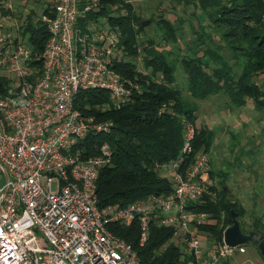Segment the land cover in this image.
Here are the masks:
<instances>
[{
    "label": "built area",
    "instance_id": "built-area-1",
    "mask_svg": "<svg viewBox=\"0 0 264 264\" xmlns=\"http://www.w3.org/2000/svg\"><path fill=\"white\" fill-rule=\"evenodd\" d=\"M80 3L53 0V14L41 15L49 37L40 55L0 32V77L7 81L0 93V264H141L134 247L109 225L137 224L140 246L151 224L173 227V240H181L195 264H220L244 253V246L200 240L199 227L211 221L187 206L212 184L210 155L199 152L188 161L195 128L185 118L179 158L158 169L171 192L123 207L97 206L98 174L110 163L111 149L94 145L96 154L88 156L81 144L91 134H109L112 123L75 110V96L102 90L118 107L138 86L112 67L122 53L120 31H101L97 22L80 27L78 20L93 6L81 10Z\"/></svg>",
    "mask_w": 264,
    "mask_h": 264
},
{
    "label": "trees",
    "instance_id": "trees-1",
    "mask_svg": "<svg viewBox=\"0 0 264 264\" xmlns=\"http://www.w3.org/2000/svg\"><path fill=\"white\" fill-rule=\"evenodd\" d=\"M176 2L199 11L190 15L199 23V30L191 28L195 44L185 49L179 45L182 18L170 22L163 16H150V26L154 24L161 36L157 43L152 38H140L145 31L139 27L143 18L129 1L81 0V10L85 5L93 6L83 13L78 25L83 27L106 18L111 30L120 31L117 48L123 56L114 59L112 67L123 81L138 86L130 101L118 107L112 105L109 95L102 90L80 91L73 102L74 109L84 116L112 123L109 134H91L81 144L88 156L96 154L94 145L99 147L107 143L111 149V161L99 170L97 179L96 196L100 209L110 205L123 207L150 195L171 192L170 181L161 177L158 169L180 156L182 118L195 128L188 161L199 152L210 154L216 131L207 125H196L199 102L223 96L229 109H240L251 103L256 111L264 113V80L262 83L257 81L259 75H264V0ZM52 14L53 4L47 5L41 13ZM198 14L208 22L207 25H202L204 22ZM26 21L20 36L24 38L28 34L24 43L32 49L33 56L40 55L49 37L46 27L40 19L34 23L30 14ZM138 58L144 71H140L135 63ZM37 64L41 66V62ZM177 70L186 77L188 97H184L176 85ZM6 83L0 77V93ZM234 161L236 164L226 160L225 172L214 170L210 162L211 186L199 201L187 206L188 210L209 216L211 222L199 227L209 245L222 243L223 231L231 225L232 210L244 232L253 230L264 237L263 219H251L247 225L243 220L246 209L228 191L226 182L230 169L238 167L239 157ZM108 229L134 247L141 264H195L185 253L181 240H173V227L151 224L148 241L142 246L139 245L137 224L129 227L109 225ZM220 264L230 263L223 260Z\"/></svg>",
    "mask_w": 264,
    "mask_h": 264
},
{
    "label": "rangeland",
    "instance_id": "rangeland-1",
    "mask_svg": "<svg viewBox=\"0 0 264 264\" xmlns=\"http://www.w3.org/2000/svg\"><path fill=\"white\" fill-rule=\"evenodd\" d=\"M0 0V32L3 36L9 37V40L14 41V39L21 40V42H26L28 34L24 38L20 36V30L26 25V17L30 14L34 23H37L40 19L41 8L45 4L40 3V0H22L23 2L18 4V13L12 9H6L5 5L10 4L11 1ZM129 1L137 14L143 18V21H148L150 16H163L170 22H178L180 18L183 19L181 23V36L179 45L183 49L188 46L195 44L194 35L191 28L194 30H199L198 20H195L190 15L191 13L197 14L199 11L194 10L193 6L189 7L184 4H178L176 0H127ZM25 3H28V15H23L27 9ZM31 5L33 7H31ZM13 7V6H12ZM40 8V9H39ZM43 11V10H42ZM6 12V14L4 13ZM27 13V11H26ZM199 15V14H198ZM200 17V15H199ZM200 17L202 23L204 20ZM208 22H204L202 25H207ZM98 28L101 31L107 32L110 26L106 22V18L99 19ZM153 24L150 23L145 26V31L140 38H152L155 42L159 43L161 41V36H158L156 29ZM177 34V33H176ZM180 34V32L178 33ZM167 50L170 47L166 48ZM120 52V51H119ZM185 52V51H184ZM123 53H119L118 58H121ZM226 57L229 54L226 53ZM138 69L143 70V65L141 59L138 58L135 61ZM176 85L182 90L183 96L188 97L186 89V77L180 71L176 72ZM264 80V75H259L257 81L262 83ZM193 101V100H190ZM257 117L263 115V112L256 111L251 103H248L246 107L240 109L226 107V98L221 97H211L206 101L199 102V109L197 112L198 120L197 126L207 125L213 129H216V142L214 145V150L218 148L216 153L211 152L210 162L213 164V168L220 170H226V160L235 163L234 159L239 157V164L242 167L240 170L237 166L230 169V177L226 182L228 191L232 198H237L247 211V214L243 218L245 223L249 225L251 222L250 215L256 213L255 204L257 200H250V198H245L248 195H252L251 188L252 184V169L249 168L250 161L261 162L264 159V118L256 119V123L252 122L254 115ZM234 136V137H233ZM237 141V143H236ZM235 144V146H233ZM252 149L254 152L251 153ZM257 155L254 158V155ZM251 156V159L249 157ZM234 158V159H233ZM264 176V173H263ZM237 177L238 180H234ZM4 182V176L0 173V184ZM257 190H264L263 184H258L254 187ZM200 240L202 244H207V238L205 234L200 235ZM215 247H210L208 249H213ZM245 253L238 254L234 253L230 257L228 256L224 260H228L230 264H264V259L259 254L257 247L252 244L244 245ZM223 261V260H222Z\"/></svg>",
    "mask_w": 264,
    "mask_h": 264
},
{
    "label": "crops",
    "instance_id": "crops-1",
    "mask_svg": "<svg viewBox=\"0 0 264 264\" xmlns=\"http://www.w3.org/2000/svg\"><path fill=\"white\" fill-rule=\"evenodd\" d=\"M11 1V3L10 4H7V5H5L6 7V9H12L13 11H11V12H14V11H17V13H18V4H20V3H22L23 1L22 0H10ZM6 2H8L7 0H6ZM40 3H43V4H45L44 6H41V4H40V8H41V13H42V10H44V8L47 6V5H51V4H53V0H40ZM26 5H24V7L26 6V10H25V12H24V16L25 15H28V7H29V5H28V3H25ZM13 6V7H12ZM31 7H33L32 5H31ZM39 8V9H40ZM26 11H27V13H26ZM40 13V14H41ZM41 16V15H40ZM246 107V106H245ZM262 119V118H264V114L263 115H261V116H259V117H257V114L256 115H254V118L252 119V122L253 123H256V119ZM210 127V126H209ZM215 131H216V129H214ZM215 142H216V139H215ZM215 142H214V145H215ZM214 145H213V147H212V150H211V152H213V153H216V151L217 152H219L218 151V148H217V150L215 149L214 150ZM211 152H210V154H211ZM252 152H254V150L252 149V151H251V153ZM209 154V155H210ZM257 155L255 154L254 155V158L256 157ZM249 157H250V159H251V156L249 155ZM256 159V158H255ZM256 161H257V159H256ZM256 161H250L249 162V168L250 169H252V176L254 177V178H252V184H253V186L250 188L249 187V189L251 190V193H252V195H248L247 197H245V198H250V200L252 201V200H257L258 202L254 205L255 206V211H256V213L255 214H253V215H250L249 217H250V219H254V218H262L263 219V223H264V190L263 191H261V190H257V189H255L254 187L255 186H257L258 184H263L264 185V176H263V173H264V159L261 161V162H256ZM213 164L215 165V162L214 163H212L211 165L213 166ZM239 166H240V164H239ZM239 166H238V168H239ZM211 167V166H210ZM213 169V168H212ZM240 170L242 169V167L240 166V168H239ZM214 170H217L216 169V167L214 168ZM210 171V170H209ZM232 175V174H231ZM230 175V176H231ZM229 176V177H230ZM234 180H238V178L237 177H234ZM230 192V191H229ZM237 198H239V196L237 197ZM242 204V203H241ZM235 253H238V252H235ZM244 253H245V251H244ZM234 254V253H233ZM232 254V255H233ZM238 254H243V253H238ZM231 256V255H230ZM229 256V257H230Z\"/></svg>",
    "mask_w": 264,
    "mask_h": 264
},
{
    "label": "water",
    "instance_id": "water-1",
    "mask_svg": "<svg viewBox=\"0 0 264 264\" xmlns=\"http://www.w3.org/2000/svg\"><path fill=\"white\" fill-rule=\"evenodd\" d=\"M149 23L150 21H142L139 24L140 29H143ZM230 215L231 225L225 228L222 235L224 245L228 248H236L252 244L257 247L259 254L264 259V237L253 230L244 232L240 227L237 214L232 210L230 211Z\"/></svg>",
    "mask_w": 264,
    "mask_h": 264
}]
</instances>
